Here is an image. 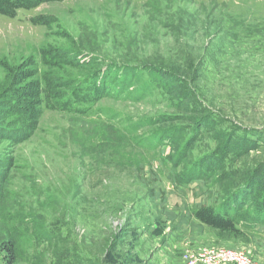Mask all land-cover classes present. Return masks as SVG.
Segmentation results:
<instances>
[{
  "label": "rangeland",
  "instance_id": "rangeland-1",
  "mask_svg": "<svg viewBox=\"0 0 264 264\" xmlns=\"http://www.w3.org/2000/svg\"><path fill=\"white\" fill-rule=\"evenodd\" d=\"M44 52L74 55L40 68L41 76L56 69L59 85L87 73L70 65L77 59L150 74L113 87L91 104L93 115L44 108L32 130L7 109ZM164 60L194 70L172 75L153 63ZM196 90L224 118L199 108L188 94ZM103 124L124 136L118 158L86 140L107 136ZM218 147L231 150L223 167L189 180ZM263 162L264 0H48L0 14V264L1 243L15 245L13 264H158L171 228L194 247H242L263 263L264 229L218 236L193 213L257 176Z\"/></svg>",
  "mask_w": 264,
  "mask_h": 264
},
{
  "label": "trees",
  "instance_id": "trees-1",
  "mask_svg": "<svg viewBox=\"0 0 264 264\" xmlns=\"http://www.w3.org/2000/svg\"><path fill=\"white\" fill-rule=\"evenodd\" d=\"M47 1L48 0H0V14L15 17L18 15L20 9H32ZM209 45L210 44L205 47V56H211L213 54V51L209 52ZM78 54H75V58H77ZM72 56L74 55L70 53L67 55L54 56L51 53L45 54L44 52L40 60H32L31 64L36 70L29 72L26 77L22 79L27 84L25 83L26 86L24 88L18 89V93H16V97L13 99L14 102L12 103L11 101L9 103V109H7V112L12 117L17 118V121L21 125L32 130L35 129L40 117L44 113V108L62 110L68 113L73 112L76 115H93L94 111L92 110L93 107L91 104L103 97L113 96L115 92H112V89L117 85H119L118 88H120V86H122V88L129 86L132 84L131 79L133 81L137 79L139 72H148L146 69L139 66L135 67L133 71H130L131 68L122 66L121 63H111L110 66L107 65L108 67H103L104 65L101 63L100 66H97L96 61L90 58L86 60L87 62L82 63V59H77L75 63H71L70 65L75 68H81L85 65L89 68L85 70L87 72L86 74L72 79V81L64 83L63 85H59L61 81L55 79L56 69H52L54 71L50 72V76L47 74L46 76L38 74L40 68L45 64H49L53 66V68H58L61 65L60 61L66 62V60L68 58L71 59ZM189 56V58H195L192 54H189ZM153 63L158 64L159 69L172 75L179 71L187 73L190 70H194L192 65L181 67L165 60L158 63L153 61ZM154 70H158V68L154 66ZM204 70L206 74H208L209 68ZM153 76L152 74V77ZM27 80L29 81L27 82ZM139 81H141L140 78ZM138 82H134L135 84L133 85L137 86L139 84ZM182 87L186 92L187 89L184 83ZM188 94L194 98L199 108L202 106L206 110V114H213L214 116L224 118L219 110H213V102H209L204 92H198L196 90ZM13 114H15V116ZM113 126L114 125L111 124H103L102 127H106V129L108 128L110 130L107 136H105L104 132H100L86 140L95 146L104 144L109 148V151L102 153V156L109 155V157H113L114 159V157L117 156L116 158H118L121 155L120 151L124 150L125 143L124 136H119L117 134L119 130L115 129V126ZM154 136L156 137V135ZM227 151L230 152L231 150L218 147L209 157H202L197 162L199 164L197 165V170L189 173V180L195 179L201 183L205 182L204 178L208 173H212L215 169L218 170V168L223 167L222 158ZM216 154H218L219 157L216 156ZM260 170L262 172H258L257 176L251 177V179H243L234 190L229 192L221 200H217L218 195L215 194L213 197L206 198L204 201L198 203L193 212L196 220L203 226H208L218 231L220 233H217L218 236H223L224 234L238 236L245 232L246 229H253V231L264 229V162L261 163L259 171ZM225 176H227V174H225ZM250 182L253 183V186L245 190L242 194L241 189L250 184ZM205 191L206 194L209 193L207 189H205ZM175 228L178 230L181 229V226L180 228ZM21 233L22 231L19 232L17 238L22 237ZM182 236V231H178L177 237L179 240ZM18 242L24 245L21 239H18ZM206 246L224 245L208 244ZM114 247L115 245L111 244L107 252L110 253V250L114 249ZM1 249L7 251L3 256L5 264H13L17 260L18 254L15 245H9L7 243L4 245V243H1Z\"/></svg>",
  "mask_w": 264,
  "mask_h": 264
},
{
  "label": "built area",
  "instance_id": "built-area-1",
  "mask_svg": "<svg viewBox=\"0 0 264 264\" xmlns=\"http://www.w3.org/2000/svg\"><path fill=\"white\" fill-rule=\"evenodd\" d=\"M179 264H264L245 248L226 246L185 247Z\"/></svg>",
  "mask_w": 264,
  "mask_h": 264
},
{
  "label": "crops",
  "instance_id": "crops-1",
  "mask_svg": "<svg viewBox=\"0 0 264 264\" xmlns=\"http://www.w3.org/2000/svg\"><path fill=\"white\" fill-rule=\"evenodd\" d=\"M201 224V223H199ZM202 225V224H201ZM184 229H187V225L183 224ZM203 226V225H202ZM204 227V226H203ZM200 228V227H199ZM172 228L169 230V233L167 235V239L163 240V244L161 245L160 243V250L158 257L160 259L158 264H179L183 260V250L185 247H194L193 245V240L189 239L185 240L183 239L182 241L176 240V236L172 235ZM204 230L210 232L211 229L208 226L204 227ZM172 235V236H171ZM205 241L208 240V242L213 241V238H207L204 239ZM197 244V243H196ZM206 246V245H203ZM202 247L201 245H197L194 248H199Z\"/></svg>",
  "mask_w": 264,
  "mask_h": 264
}]
</instances>
